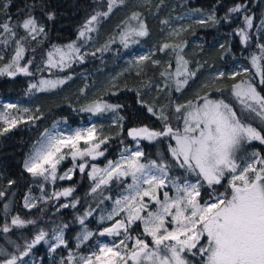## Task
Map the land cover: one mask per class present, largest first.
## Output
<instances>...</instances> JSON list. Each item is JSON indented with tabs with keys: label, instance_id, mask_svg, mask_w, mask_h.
<instances>
[{
	"label": "rangeland",
	"instance_id": "rangeland-1",
	"mask_svg": "<svg viewBox=\"0 0 264 264\" xmlns=\"http://www.w3.org/2000/svg\"><path fill=\"white\" fill-rule=\"evenodd\" d=\"M115 1L118 6H126L122 10L126 14L120 32L122 46L108 44L110 67L100 79L88 72L78 75L82 83L80 102L92 116L103 114L104 118L117 122L116 108L98 99V95L105 90L111 91L120 77L145 70L148 64L151 69L157 66L166 78L156 79L144 89L149 95L170 97L194 77L200 55L207 51L208 58H217L223 56L230 45V37L215 36L207 43L202 34L188 33L196 25L207 27L216 21V17L209 11L184 9L186 0H160L159 7L168 17L167 24L150 42H145L142 37L147 28L143 9L153 0ZM157 13L154 9L151 11L153 16ZM98 19L97 15L87 22L79 39L55 46L49 53L47 66L65 69L84 53L95 51L101 30ZM245 24L241 36L246 42L252 29L251 19ZM24 27L31 36L42 32V27L33 20H27ZM254 32L258 33V30ZM206 44L210 46L205 48ZM20 54L13 55L12 62L17 63ZM263 59L264 49L260 46L241 52L227 69L216 67L202 75L195 87L191 86L194 87L192 92L198 95L195 100L176 103V107L183 110V122L181 129L172 134L174 142L170 152L195 177H181L171 173L164 162L143 159L142 142L154 141L160 135L154 129L133 128L130 131L133 143L116 159L101 163L102 138L95 122L71 125L64 119L57 120L43 132L26 160V169L41 175L44 182L39 194L32 193L26 198L27 207L51 200L55 205L62 199L63 207L75 205L76 202L70 200L72 188L64 186L57 190L54 182L56 179L59 182L68 180L78 170L95 180L94 188L116 174L122 175L123 182L114 196L97 203L95 211H87L80 219L74 250L66 249L65 228L61 227L49 234L44 231L32 237L16 255L0 249V264H194L191 256L195 255L196 248L199 256L205 255L206 264H264V167L258 156L254 160L246 158V163L239 164L235 152L252 141H261V134L240 121L229 103L200 95L202 89L219 86L224 75L237 77L232 93L240 110L261 112L262 95L248 76L261 77ZM22 70L30 74L29 66H23ZM63 82L43 77L40 85L41 88L55 87ZM73 94L77 97L79 92L74 90ZM31 114L33 111L28 104L0 95L2 130L12 128ZM169 129L172 130L170 126L167 131ZM63 163L65 166L59 171ZM201 180L209 184L225 181L231 188L229 197L216 195L201 202ZM93 212L96 213L95 220L104 225L98 232L86 224L94 219ZM231 218L233 221L228 228L224 220ZM117 219L122 220L124 228L107 232L105 228ZM136 222L151 237L150 242L130 232ZM60 246L66 249L62 258L56 255ZM136 250L143 253L133 261Z\"/></svg>",
	"mask_w": 264,
	"mask_h": 264
},
{
	"label": "trees",
	"instance_id": "trees-1",
	"mask_svg": "<svg viewBox=\"0 0 264 264\" xmlns=\"http://www.w3.org/2000/svg\"><path fill=\"white\" fill-rule=\"evenodd\" d=\"M159 2L160 0H153V3L143 9L147 28L146 35L142 37L145 42H150L156 37L157 31L167 24L168 17L161 12ZM123 9L126 6H118L115 0H0V50L3 52L0 59V95L22 101L33 111V114L10 129L2 130L0 127V249L9 255L20 253L32 237L44 231L49 234L61 227L65 228L66 249L74 250V238L80 227V219L87 211L96 210L97 203L114 196L123 182L122 175L116 174L102 186L94 188L95 180L78 170L70 179L60 182L56 179L54 182L57 190L64 186L72 188L70 200L76 202L75 205L63 207L62 199L61 203L55 205L51 200L27 207L26 198L32 193L39 194L44 182L41 175L32 174L26 169V160L43 132L57 120L64 119L71 125L95 122L100 128L98 132L102 138V154L99 159L101 163L116 159L126 146L133 143L130 133L133 128L145 126L154 129L160 135L154 141L142 142L143 159L164 162L171 173L181 177H195L170 152V146L174 142L172 134L181 129L183 122V110L177 108L176 103L184 104L198 97L191 88L195 87L202 75L216 67L227 69L241 52L254 50L257 46L264 49V25L261 26L264 20V0H186L184 9L209 11L216 17V21L209 23L207 27L196 25L188 33L202 34L207 43L215 36L230 37L227 52L212 59L208 58L207 51L205 55H200L199 68L194 77L170 97L149 95L144 89L148 83L166 78L157 66L151 69L147 63L145 70L120 77L119 83L111 91L105 90L98 95V99L116 108L118 120L113 122L104 118L103 114L92 116L86 110V105L80 102L82 83L78 75L88 72L100 79L105 70L109 69L110 52L106 51L108 44L122 46L123 42L120 38L121 26L126 21L123 20L126 15ZM153 9L158 11L154 16L151 14ZM97 15L101 30L99 46L95 51L84 53L65 69H50L46 61L51 50L55 46L79 39L87 22ZM249 18L252 29L245 42L241 31L245 29V22ZM27 20H33L41 26L42 32L37 36L29 35L24 27ZM256 30L258 33L254 32ZM209 46L210 44H206L205 48ZM19 52L21 54L17 63L12 62L13 55ZM23 66H29L30 74L23 72ZM261 67V77H255L254 74L248 76L262 95L261 112L255 109L244 112L240 110L241 106L232 93L237 77L229 78L224 75L219 86L202 89L200 95L229 103L240 121L260 132L261 141H252L244 145V148L236 149V161L244 164L246 158L254 160L258 156L264 167V59ZM43 77L61 79L64 82L55 87L41 88ZM74 90L79 92L77 97L73 94ZM168 126L172 130L167 131ZM87 160L90 161V157ZM63 165L65 166L64 163L59 166V171ZM48 185L49 183L46 186ZM200 187L201 202L216 195L228 198L231 193V188L225 181L209 184L201 180ZM93 216L94 219L86 221V224L91 230L98 232L104 225L98 219L95 220V212ZM130 232L143 236L149 242L151 240L139 222L134 224ZM66 249L63 246L58 247L56 255L64 257ZM35 250L39 252L40 249ZM194 252L195 255L191 256L194 264H206L205 255L199 256L198 248ZM61 263L64 260L61 259Z\"/></svg>",
	"mask_w": 264,
	"mask_h": 264
},
{
	"label": "water",
	"instance_id": "water-1",
	"mask_svg": "<svg viewBox=\"0 0 264 264\" xmlns=\"http://www.w3.org/2000/svg\"><path fill=\"white\" fill-rule=\"evenodd\" d=\"M124 228L123 224H122V220L121 219H117L114 223H112L111 225L107 226L105 228V230L107 232H116V231H120ZM143 253L142 250H136L133 253L132 259L133 261H137V259L140 257V255Z\"/></svg>",
	"mask_w": 264,
	"mask_h": 264
},
{
	"label": "flooded vegetation",
	"instance_id": "flooded-vegetation-1",
	"mask_svg": "<svg viewBox=\"0 0 264 264\" xmlns=\"http://www.w3.org/2000/svg\"><path fill=\"white\" fill-rule=\"evenodd\" d=\"M233 219H225L224 222L225 224L227 225V227L229 228L230 227V224L232 223Z\"/></svg>",
	"mask_w": 264,
	"mask_h": 264
}]
</instances>
